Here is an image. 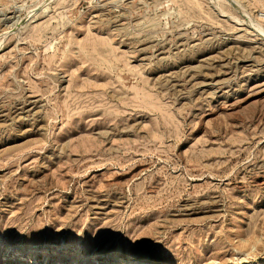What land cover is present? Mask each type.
<instances>
[{
	"label": "rangeland",
	"instance_id": "obj_1",
	"mask_svg": "<svg viewBox=\"0 0 264 264\" xmlns=\"http://www.w3.org/2000/svg\"><path fill=\"white\" fill-rule=\"evenodd\" d=\"M105 258L264 264V0H0V264Z\"/></svg>",
	"mask_w": 264,
	"mask_h": 264
},
{
	"label": "bare ground",
	"instance_id": "obj_2",
	"mask_svg": "<svg viewBox=\"0 0 264 264\" xmlns=\"http://www.w3.org/2000/svg\"><path fill=\"white\" fill-rule=\"evenodd\" d=\"M259 24V23H258ZM257 24V25H258ZM260 25V24H259ZM256 26V25H255ZM258 28V27H257ZM263 28V27H262ZM261 29V28H260ZM41 247H39L40 249ZM46 251L48 248H44ZM51 251V250H50ZM97 261V260H96ZM103 262H105V264H156L152 261L149 260H144V259H137L132 261L129 260H124V259H120V258H105L103 259L101 262H93L92 264H102Z\"/></svg>",
	"mask_w": 264,
	"mask_h": 264
}]
</instances>
